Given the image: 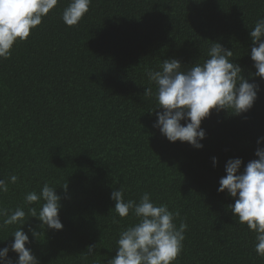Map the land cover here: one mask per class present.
<instances>
[{"label": "trees", "instance_id": "obj_1", "mask_svg": "<svg viewBox=\"0 0 264 264\" xmlns=\"http://www.w3.org/2000/svg\"><path fill=\"white\" fill-rule=\"evenodd\" d=\"M68 2L59 0L0 59V179L18 177L0 194V207H23L25 194L45 182L61 196L62 230L40 227L35 217L21 226L38 233L28 234L39 264H107L120 231L136 222L131 213H115L110 194L119 188L126 200L147 192L179 211L175 222L187 229L175 264H264L255 233L231 213L234 199L217 192L228 159H242L243 171L264 147L257 145L264 80L254 75L249 35L264 18V0H91L73 27L61 19ZM213 42L232 50L229 59L259 85L257 99L240 115L213 110L201 122V149L169 142L153 127L162 109L143 95L145 87L155 92L146 71L172 58L182 66L203 63ZM19 227L0 230V248ZM90 244L95 253L85 257Z\"/></svg>", "mask_w": 264, "mask_h": 264}, {"label": "clouds", "instance_id": "obj_2", "mask_svg": "<svg viewBox=\"0 0 264 264\" xmlns=\"http://www.w3.org/2000/svg\"><path fill=\"white\" fill-rule=\"evenodd\" d=\"M59 0H0V59H8L18 41H25L30 31L41 24L42 19L53 10ZM91 0H69L63 8L61 19L68 27L76 26L89 11ZM253 46L250 58L255 68L254 75L264 80V18H260L249 32ZM232 50L213 42L208 58L203 63L182 66L178 59H165L159 70L149 69L146 76L155 85L145 87L144 94L157 101L162 111L155 112L154 128L169 142H186L195 149H201L205 130L201 122L213 110L240 115L248 112L259 91V85L249 82L242 75L243 69L229 58ZM181 121H184L182 124ZM264 137L257 139V145ZM256 159L249 161L241 171L240 158L228 159L225 175L219 180L218 193H225L234 199L230 210L240 224L255 233L254 251L264 257V147H257ZM217 158H212L213 166ZM16 175L0 179V194L7 193L9 183L15 184ZM67 184L62 188L67 192ZM115 213L120 218L131 213L136 222L124 227L116 240L115 256L107 264H175L183 249L187 224L176 219L179 211H172L167 204H156L149 193H143L139 200L125 199L124 190H113L110 194ZM42 202V203H41ZM40 204L39 209L32 206ZM27 209V211L25 210ZM62 208L61 196L56 187L45 182L39 192L29 191L24 196V206L14 210L0 207V230L10 225H19L10 236V245L0 248V264H39L30 247L29 234L37 237L31 227L26 233L21 226L29 217L40 221V227L62 230L59 218ZM113 223H119L113 217ZM29 245V247H26ZM96 244L87 245L85 257L93 255ZM17 254L15 261L9 252Z\"/></svg>", "mask_w": 264, "mask_h": 264}]
</instances>
